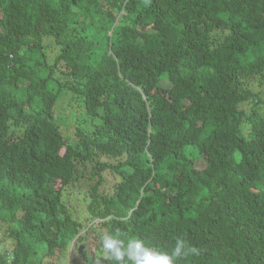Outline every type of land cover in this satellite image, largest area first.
I'll use <instances>...</instances> for the list:
<instances>
[{
    "label": "trees",
    "instance_id": "trees-1",
    "mask_svg": "<svg viewBox=\"0 0 264 264\" xmlns=\"http://www.w3.org/2000/svg\"><path fill=\"white\" fill-rule=\"evenodd\" d=\"M116 229L264 264V0H0V264Z\"/></svg>",
    "mask_w": 264,
    "mask_h": 264
},
{
    "label": "clouds",
    "instance_id": "clouds-1",
    "mask_svg": "<svg viewBox=\"0 0 264 264\" xmlns=\"http://www.w3.org/2000/svg\"><path fill=\"white\" fill-rule=\"evenodd\" d=\"M102 255L111 264H178L189 253L198 254V250L189 247L182 239H177L168 250L157 249L145 240L131 237L122 238L119 229L105 232L100 237ZM96 264H100L97 260Z\"/></svg>",
    "mask_w": 264,
    "mask_h": 264
},
{
    "label": "rangeland",
    "instance_id": "rangeland-1",
    "mask_svg": "<svg viewBox=\"0 0 264 264\" xmlns=\"http://www.w3.org/2000/svg\"><path fill=\"white\" fill-rule=\"evenodd\" d=\"M55 51H56L55 48H49V51L47 53L48 56L49 57L53 56V54H55ZM66 104H68V97L67 96L61 97V99L59 100V103H58V107H57V110H56V114L58 115L59 113H61V111H62V108L61 107H63V108H65V110H63V113L67 117L66 118L67 121L72 122L69 119V117H70L71 112H73V109L75 108V105L72 103V105L70 107H67L66 108ZM92 126H93L92 121L89 119L88 122H87V124L85 125V128H87V129L89 128L90 129V128H92ZM195 164H196V167L198 169H203L204 168V161L202 159L196 160L195 161ZM105 177H106L108 183H106L103 186V188L105 190H107V191H110V189H111V187H112V185H113L114 182L112 181V177L111 176L106 175ZM72 203H80V202L78 201V202H72Z\"/></svg>",
    "mask_w": 264,
    "mask_h": 264
},
{
    "label": "water",
    "instance_id": "water-1",
    "mask_svg": "<svg viewBox=\"0 0 264 264\" xmlns=\"http://www.w3.org/2000/svg\"><path fill=\"white\" fill-rule=\"evenodd\" d=\"M81 250H82V246H80V247L78 248V252H81Z\"/></svg>",
    "mask_w": 264,
    "mask_h": 264
}]
</instances>
